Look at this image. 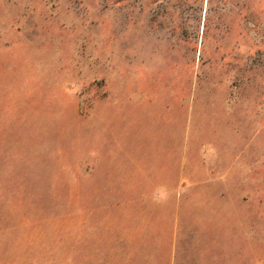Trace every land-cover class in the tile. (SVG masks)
<instances>
[{"label": "rangeland", "instance_id": "obj_1", "mask_svg": "<svg viewBox=\"0 0 264 264\" xmlns=\"http://www.w3.org/2000/svg\"><path fill=\"white\" fill-rule=\"evenodd\" d=\"M0 264H264V0H0Z\"/></svg>", "mask_w": 264, "mask_h": 264}]
</instances>
